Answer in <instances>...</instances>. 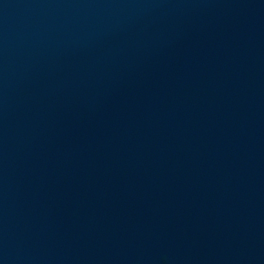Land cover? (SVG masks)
I'll use <instances>...</instances> for the list:
<instances>
[{"label": "water", "instance_id": "95a60500", "mask_svg": "<svg viewBox=\"0 0 264 264\" xmlns=\"http://www.w3.org/2000/svg\"><path fill=\"white\" fill-rule=\"evenodd\" d=\"M0 264H264V0H0Z\"/></svg>", "mask_w": 264, "mask_h": 264}]
</instances>
